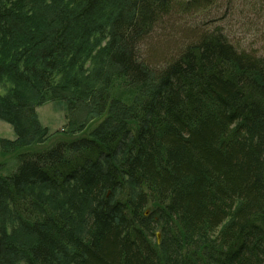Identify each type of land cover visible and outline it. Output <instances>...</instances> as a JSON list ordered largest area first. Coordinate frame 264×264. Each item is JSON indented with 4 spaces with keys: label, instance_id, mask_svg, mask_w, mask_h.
<instances>
[{
    "label": "trees",
    "instance_id": "16d2710c",
    "mask_svg": "<svg viewBox=\"0 0 264 264\" xmlns=\"http://www.w3.org/2000/svg\"><path fill=\"white\" fill-rule=\"evenodd\" d=\"M168 9L0 0V264H264V59L212 32L151 67Z\"/></svg>",
    "mask_w": 264,
    "mask_h": 264
},
{
    "label": "rangeland",
    "instance_id": "374dc122",
    "mask_svg": "<svg viewBox=\"0 0 264 264\" xmlns=\"http://www.w3.org/2000/svg\"><path fill=\"white\" fill-rule=\"evenodd\" d=\"M168 1V11L140 45V56L151 67L160 68L196 36L212 32L223 35L237 50L264 59V0H196L192 4L197 5L196 8L189 5L190 9L186 8L190 0ZM36 113L49 131L46 145L68 129L64 103L46 102L36 107ZM0 137L14 139L12 127L2 120ZM0 162H5L0 166L1 174L15 167L12 159L4 161L0 156Z\"/></svg>",
    "mask_w": 264,
    "mask_h": 264
},
{
    "label": "bare ground",
    "instance_id": "6f19581e",
    "mask_svg": "<svg viewBox=\"0 0 264 264\" xmlns=\"http://www.w3.org/2000/svg\"><path fill=\"white\" fill-rule=\"evenodd\" d=\"M146 212L148 213V211H147V210L145 211V214H147ZM157 233H159V232L157 231V232L155 233V236H156V241H157V235H156ZM159 239H160V234H159ZM157 242H159V240H158Z\"/></svg>",
    "mask_w": 264,
    "mask_h": 264
},
{
    "label": "water",
    "instance_id": "95a60500",
    "mask_svg": "<svg viewBox=\"0 0 264 264\" xmlns=\"http://www.w3.org/2000/svg\"><path fill=\"white\" fill-rule=\"evenodd\" d=\"M147 213V212H146ZM157 235V241L159 240V233L156 234Z\"/></svg>",
    "mask_w": 264,
    "mask_h": 264
}]
</instances>
